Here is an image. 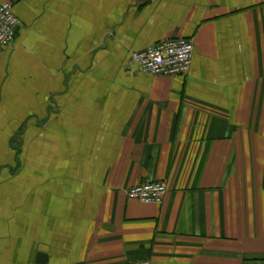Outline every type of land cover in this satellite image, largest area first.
<instances>
[{
  "label": "crops",
  "instance_id": "crops-1",
  "mask_svg": "<svg viewBox=\"0 0 264 264\" xmlns=\"http://www.w3.org/2000/svg\"><path fill=\"white\" fill-rule=\"evenodd\" d=\"M9 1L0 264L264 261V0ZM173 37L185 76L126 72Z\"/></svg>",
  "mask_w": 264,
  "mask_h": 264
},
{
  "label": "built area",
  "instance_id": "built-area-1",
  "mask_svg": "<svg viewBox=\"0 0 264 264\" xmlns=\"http://www.w3.org/2000/svg\"><path fill=\"white\" fill-rule=\"evenodd\" d=\"M19 26L13 2L0 3V50L9 46ZM193 41L190 37L161 39L152 45L132 50L126 72L143 71L152 75L185 76L189 71ZM167 191L163 180L144 181L128 187L127 198L141 203H161ZM124 264H152L150 260H138ZM247 264H264V261Z\"/></svg>",
  "mask_w": 264,
  "mask_h": 264
},
{
  "label": "water",
  "instance_id": "water-1",
  "mask_svg": "<svg viewBox=\"0 0 264 264\" xmlns=\"http://www.w3.org/2000/svg\"><path fill=\"white\" fill-rule=\"evenodd\" d=\"M38 256H40V257H43V255H42V254H38ZM44 258H45V256H44Z\"/></svg>",
  "mask_w": 264,
  "mask_h": 264
}]
</instances>
